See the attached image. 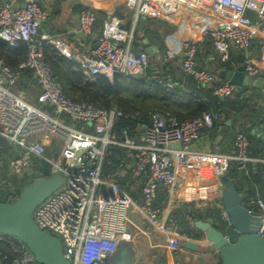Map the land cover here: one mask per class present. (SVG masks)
<instances>
[{
	"label": "built area",
	"instance_id": "2783aa9c",
	"mask_svg": "<svg viewBox=\"0 0 264 264\" xmlns=\"http://www.w3.org/2000/svg\"><path fill=\"white\" fill-rule=\"evenodd\" d=\"M137 14H162L171 19L178 14L181 0H119ZM197 11L206 15L211 26L203 35L210 38L221 62L232 60L233 49L242 54V66L251 80L259 74L253 51L259 47L264 55V0H189ZM49 11L40 0H21L17 6H0V39L16 49L24 44L27 54L19 70L11 69L0 57V136L6 138L15 156L9 160V172L24 182L34 180L37 161L48 163L52 173L65 176L66 182L34 210L33 219L42 229L59 238L63 253L71 264H111L109 258L122 241L133 242L128 211L133 199L116 180V172L105 174L109 149L121 147L126 158L118 172H128L141 184L142 204L148 221L160 224L169 235L182 233L176 216L163 217L155 204L162 186L170 196L177 191V169L194 164H207L218 178L232 165L247 170L253 162H264L249 154L251 141L244 132L234 138V150L225 154L194 148L205 129L221 118L217 112H206L179 121L169 113H155L149 124L133 137L124 129L116 133V120L123 116L117 108H104L85 100H75L65 91L52 67L45 60L44 42L52 43L65 56L70 50L64 42L49 33L40 32ZM98 15L91 9L79 15L78 33L89 38ZM133 32L123 28L116 16L107 17L95 48V55L85 56L79 63L85 76L94 80L104 76L113 81L115 75H143L150 66L147 52L132 50ZM199 44L184 40L179 54L181 70L200 86L212 87L213 95L225 99L240 86L219 80L211 70L199 67ZM22 69H30L40 89L36 104L15 90ZM165 81L172 86L170 81ZM221 83L215 86L217 81ZM205 100L207 98L205 97ZM53 144L55 147H53ZM25 178V179H24ZM252 210L261 212L264 234V200L251 198ZM251 209V208H250ZM223 218L229 222L226 212ZM12 264H34L32 252L20 241Z\"/></svg>",
	"mask_w": 264,
	"mask_h": 264
},
{
	"label": "crops",
	"instance_id": "0c3cea01",
	"mask_svg": "<svg viewBox=\"0 0 264 264\" xmlns=\"http://www.w3.org/2000/svg\"><path fill=\"white\" fill-rule=\"evenodd\" d=\"M40 1L49 11L47 20L41 25V32L49 33L56 41L64 42L70 50V56L68 57L77 62H80L87 55H95V48L102 35L103 26L95 25L94 32L89 38L82 39L79 36L77 31L79 15L82 11L91 9L98 16L101 13L107 14L108 17L116 16L123 28L130 32L132 31V50L147 52L151 62L148 68H156L157 74L158 71L164 70L174 76L181 71L179 54L182 42L187 39L194 40L200 46H203L202 51L197 56L199 67L211 70L219 79L227 71L242 65V61H238L242 58L241 52L233 49L232 62H234L235 67L222 69V64L212 44L210 46L207 45V42L211 41L210 38L203 35L204 30L211 26V20L206 15H196L197 11L191 6L189 0H181L179 2L178 14H175L171 19L164 17L162 14H137L134 9L127 8L119 0ZM3 3H11L17 6L21 3V0H0V6ZM143 18L160 19L172 25L173 29L163 35V43L166 47L163 51H158L157 48H145L144 45L150 42L148 38L143 40V44L140 42L139 38L141 39L145 36L143 25L145 26L146 24ZM253 53L255 62L259 66V74L256 79L251 80V83L264 90V55L259 47H256ZM16 81V90H19L31 103L36 104L40 89L32 70L27 74L21 72ZM228 121H230L229 124H227ZM216 124L218 126L217 130H204L203 136L194 145V148L226 154L233 152L234 135L241 127L239 120L235 123L232 118H225L221 115L220 120ZM252 132L261 141L258 147L264 151V125L257 123ZM256 158L264 159V157L259 155H256ZM263 164L264 162H253L248 165L247 170L238 169L241 175L238 177L237 184L245 204L251 209L255 207L250 203L251 198L264 200V185L261 183L259 185L256 182L260 178L258 166ZM118 174L120 177H128L127 175H129L127 171H120ZM131 189L139 194L142 199L141 184L137 183V180L134 179ZM221 195L222 189L218 178L212 173L207 164L200 163L193 166H182L177 169L176 193L170 196L166 189L161 186L156 200L162 206L163 217L177 210L192 212L194 215L192 213L190 215L187 214L188 217L186 218L193 225V217L198 214H202L203 218L212 217L209 212L213 208L225 212L220 204ZM132 199L133 204L129 208L128 216L129 229L134 235L132 244L135 264H220L218 251L204 235L199 238L187 236L189 239H184V237L179 235H169L162 230L160 224H152L148 221L146 213L138 205L142 204V200H136L134 197ZM184 234L186 235V233ZM2 239L3 236H0V240ZM188 240L199 244L200 247L196 250L186 247L185 242Z\"/></svg>",
	"mask_w": 264,
	"mask_h": 264
},
{
	"label": "trees",
	"instance_id": "16d2710c",
	"mask_svg": "<svg viewBox=\"0 0 264 264\" xmlns=\"http://www.w3.org/2000/svg\"><path fill=\"white\" fill-rule=\"evenodd\" d=\"M143 19L146 24L145 26L143 25L145 36L144 38H139L140 42L143 44V40L148 38L150 42L144 45L145 48L151 47L157 48L158 51H163L166 48L163 43V35L173 29L172 25L160 19ZM210 44H212V41L207 42L208 46ZM202 49L203 46L199 45L198 53ZM26 54L27 48L24 44L21 43L16 49H13L7 42L0 39V57L11 69L19 70V64L24 60ZM44 55L45 60L50 64L56 77L61 81L66 93L71 98L89 101L104 108H117L122 111L123 116L119 117L115 123V131L118 134L126 129L131 136L138 137L140 128L149 124L152 115L155 113H169L177 120L182 121L195 118L206 112H217L225 118H232L235 123L239 120L241 127L236 133L244 132L250 138L251 146L249 154L255 157L256 155L264 157L263 149L258 147L261 141L252 132L257 123L264 125V90L253 85L254 83H251L249 86L240 87L230 97L219 99L213 95L212 87L198 85L192 76L185 74L182 70L176 73V75L171 76L164 70L158 71L157 74V69L150 67L139 77L117 74L113 81L104 76H97L92 80L84 75L79 62L63 55L52 43L44 42ZM240 60L242 61V58L238 61ZM221 64L222 69L235 67L232 60L230 62H221ZM30 71V69L21 70L25 74ZM157 76L163 80L170 81L172 86H168L165 81H160ZM220 83L218 80L215 86ZM14 89L16 90L15 87ZM205 97L207 100H205ZM217 128L216 124L207 130L213 129L216 131ZM13 156H15V151L11 147L0 150V202L14 200L20 194L23 187L33 181L24 182V180L17 179L14 175L10 174L8 163ZM125 158L126 155L123 148L115 147L109 149L106 155L104 172L105 174L116 172L115 178L122 187L136 200H142L141 196L131 189V184L134 183L135 178L130 173L127 175L128 177H120L117 173L120 169L119 164ZM258 167L260 178L256 182L259 185L260 183L264 185V164ZM34 170L40 171L44 176L53 174L51 166L42 161L35 163ZM227 175L238 186L237 181L241 172L238 171L236 165L230 167ZM155 204L162 209L160 202L155 200ZM191 213L184 210L173 212L180 222L181 231L186 233L187 236L199 238L203 233L191 225V222L186 218L188 217L187 214L190 215ZM209 213L215 219V223L218 226L224 227L226 225L227 221L223 218V212L220 209L213 208ZM192 215L194 214L192 213ZM1 236H3V239L0 240L1 264H12L17 256L15 249L20 246V243L12 236Z\"/></svg>",
	"mask_w": 264,
	"mask_h": 264
},
{
	"label": "water",
	"instance_id": "95a60500",
	"mask_svg": "<svg viewBox=\"0 0 264 264\" xmlns=\"http://www.w3.org/2000/svg\"><path fill=\"white\" fill-rule=\"evenodd\" d=\"M107 17L105 13L99 14L96 25L103 26ZM134 76L139 77L141 74L136 73ZM219 80H228L240 87L251 84L242 65L227 71ZM6 146L10 147L8 140ZM6 146L0 144V149ZM65 182V176L60 173L44 176L36 171L34 180L23 187L17 198L0 202V236L9 235L24 244L34 255V264H71L64 256L61 240L49 231L42 230L33 219L37 206ZM218 182L222 189L220 204L229 222L220 227L213 217L203 218L202 214H198L193 217L194 227L218 251L221 264H264L261 212L245 204L239 187L229 176L218 177ZM185 246L193 250L200 247L190 240L185 242ZM115 254V260L109 258L111 264H135L132 242L122 241Z\"/></svg>",
	"mask_w": 264,
	"mask_h": 264
},
{
	"label": "rangeland",
	"instance_id": "374dc122",
	"mask_svg": "<svg viewBox=\"0 0 264 264\" xmlns=\"http://www.w3.org/2000/svg\"><path fill=\"white\" fill-rule=\"evenodd\" d=\"M6 140H7L6 138L0 136V144L6 146ZM53 147H55L54 144H53ZM3 149H8V147L6 146V147H4ZM0 150H1V149H0ZM225 176H228V175L225 174V175H223L222 177H225ZM111 258H112L113 260H115V259L117 258V254L111 256Z\"/></svg>",
	"mask_w": 264,
	"mask_h": 264
}]
</instances>
